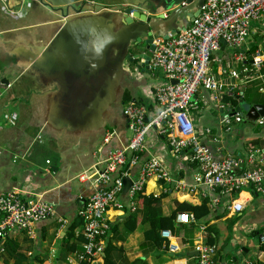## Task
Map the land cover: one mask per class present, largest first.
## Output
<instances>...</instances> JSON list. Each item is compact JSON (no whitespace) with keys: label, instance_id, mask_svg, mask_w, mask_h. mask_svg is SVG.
<instances>
[{"label":"crops","instance_id":"crops-1","mask_svg":"<svg viewBox=\"0 0 264 264\" xmlns=\"http://www.w3.org/2000/svg\"><path fill=\"white\" fill-rule=\"evenodd\" d=\"M167 1L85 0L81 13L70 10L65 16L57 7H49L39 0H0V194L16 190L24 197L42 199L56 210L55 217L35 222L31 232L12 231L4 240L5 246L25 253L30 259L25 261L44 258L43 264H79L83 225L73 231L71 226L79 219V210L94 186L91 181H79L76 176L99 165L111 149L127 144L132 138L123 113L126 96L146 104L149 118L156 111L153 91L167 81L162 72L153 74L143 66L135 70L134 64H143V58L130 61L125 56L117 87L114 90L111 87L107 97L104 96L107 78L100 75L96 82L94 73L99 64H92L96 61L99 41L105 37L120 38V33L123 36L126 25L122 8L130 2L139 4L148 14L154 13L157 17L162 14L167 18L161 30L182 26L180 19L177 23L170 20L173 9H166ZM130 49L132 54L139 52ZM226 50L229 49L224 42L216 56ZM105 66L111 64H102L101 71L103 68L106 71ZM202 95L209 96L202 89L195 96L200 99ZM78 98L83 102H97L99 111L89 114L97 117L96 126L80 128L71 124L69 115L78 107L71 112L72 101ZM203 109L194 113V122L214 151L220 147L223 153L240 154L250 143L264 144V135L249 127L253 121L243 118L232 132L225 133L220 118L231 110L218 109L221 115L212 118ZM206 127L212 128V135L202 132ZM108 132L114 134L104 144ZM219 134L224 135L218 141L213 140ZM146 142V149L132 173H137L146 160L158 156L174 180L167 183L156 177L149 178L144 194L162 196L157 210L165 217L177 211L191 213L188 209L181 210L179 204L199 205L206 191L187 192L176 186L179 179L193 182L198 170V164L191 160L190 149L171 151L166 135L156 128L149 131ZM236 198L245 203L242 212L226 209L223 204L229 200L227 196H222L220 206L209 204L210 213L201 219L195 217L190 223L178 221L177 212L170 229L174 234L172 241L180 250L172 252L146 239L151 224L145 219L148 214L143 212V198L138 197L137 208L132 210L128 205L129 196L121 194L124 208L108 211L113 230L107 241L123 249L118 257L120 262L143 258L148 264H198L196 241L199 237L203 240L211 237L217 247L214 264L247 261L264 264V242L260 238L264 231V194L250 187L236 194ZM131 213L138 216L133 231L126 227ZM59 217L68 223L63 226ZM73 246L75 250L69 251ZM13 254L0 253V264H16Z\"/></svg>","mask_w":264,"mask_h":264},{"label":"built area","instance_id":"built-area-1","mask_svg":"<svg viewBox=\"0 0 264 264\" xmlns=\"http://www.w3.org/2000/svg\"><path fill=\"white\" fill-rule=\"evenodd\" d=\"M253 22L258 25L253 26ZM257 37L262 39L251 45L250 42ZM222 39L229 50L216 56V52L222 48ZM153 45L148 70L153 74L162 72L167 79L153 91L155 113L148 118L146 104L128 101L123 113L133 133L130 141L111 149L99 165L76 176L79 181H91L94 186V191L79 210L84 220V241L78 254L79 261L86 260L93 264L103 257L112 230L108 211L111 208L121 210L125 206L121 200L125 177L132 179L127 194L132 210H136L137 199L145 190L149 178L156 177L167 183L174 180L158 156L146 160L137 173H132L141 152L146 149L147 135L153 128L166 135L171 151L180 152L188 148L191 160L198 164L193 182L176 180L180 190L206 191L211 207L220 206L222 196H227L229 200L223 205L233 213L242 212L245 208V203L236 198V194L242 193L244 188L251 187L257 193L264 194V144L250 143L240 154L223 153L220 147L214 151L197 129L192 114V111L202 110L212 103L221 111L228 108L232 112L236 105L230 100L225 101L223 94L244 98L245 87L254 81L260 82L259 91L264 93V0H205L190 25L170 32L167 39L155 37ZM134 66L135 70L145 67L143 64ZM200 89L208 92L209 96L202 95L198 99L195 95ZM231 112L224 114L220 121L225 133L232 132L234 125L243 121V114ZM9 117L12 118V115ZM254 122L264 125V116L256 118ZM202 132L213 134L209 127ZM113 134L108 132L103 143H109ZM223 135L219 134L213 140L218 141ZM55 216L54 206L40 198L24 197L16 190L1 193L0 253L5 252L3 242L12 231L31 232L35 222ZM177 219L190 223L195 216L178 212ZM58 220L63 226L68 223L62 217ZM161 234L170 251L180 250V246L172 241L174 234L170 229H163ZM260 238L264 242V235H260ZM196 249L198 264H214V244H207L199 237ZM245 264L253 262L247 261Z\"/></svg>","mask_w":264,"mask_h":264},{"label":"water","instance_id":"water-1","mask_svg":"<svg viewBox=\"0 0 264 264\" xmlns=\"http://www.w3.org/2000/svg\"><path fill=\"white\" fill-rule=\"evenodd\" d=\"M49 7H57V9L62 13V15H68L70 10H74L77 13H81L83 7L85 6V0H39ZM205 0H168L164 3L166 9H173L170 20L177 23L180 19L182 26H174L171 28H163L161 30V25L167 21L162 14L157 17L154 13H146L139 4L129 3L122 8L124 12L123 22L126 25L124 29L123 36L117 37H105L103 41H99L98 48L96 51V61L92 64H99L98 69L95 71V76H106L107 82L103 85L104 96L107 97L109 89L112 87L114 90L117 87L116 82L118 79V74L121 69V65L126 59L133 61L138 58H143L144 68L148 69V62L154 49L153 41L157 35H160L164 39L168 38L167 30L172 29L174 32L185 28L190 25L195 17L199 14L200 8ZM156 7H153L154 9ZM161 20V22H160ZM158 25V28H156ZM85 29V28H84ZM162 31V32H161ZM262 38L259 37L257 40L260 41ZM224 39L221 40L223 44ZM131 47L139 51L136 54H132ZM127 51V52H126ZM83 56V53L81 54ZM80 56V57H81ZM78 59V56H77ZM79 60V59H78ZM102 64H111V66H105L100 69ZM175 83L176 80H173ZM97 87V85H96ZM106 102V100H105ZM78 106V107H76ZM76 107V108H75ZM75 108V110H74ZM100 108H97V102H83L81 99H75L72 101V109L69 115L71 124L80 128L94 127L97 123V117L89 115L90 113H97ZM240 112L243 114V118L246 121H254L260 116H264V102L263 103H253L250 104L248 108H243L237 106L231 113ZM132 184L131 177L124 178V186L122 190V195L128 194L130 186ZM198 255V251L195 252ZM93 264H104L103 258L97 259Z\"/></svg>","mask_w":264,"mask_h":264},{"label":"trees","instance_id":"trees-1","mask_svg":"<svg viewBox=\"0 0 264 264\" xmlns=\"http://www.w3.org/2000/svg\"><path fill=\"white\" fill-rule=\"evenodd\" d=\"M223 99L225 101L230 100L236 106H238V105L242 106L243 104L241 103V101L244 100L245 97L237 99L236 97H233L232 95H230L228 93H224ZM130 100H131V97L127 95L126 99H125V103H127ZM139 197L143 198V212L148 214L145 217V219H147L149 221V223L151 224L150 230L147 231V233H146V239L148 241H151L157 247H159V246L167 247L166 240L162 237L161 231L163 229H170V226H173V222L176 218L175 216H176L178 211L169 217H165V216H163V214L161 212H158V210H157V205L160 204V201H161V197H162L161 195H159V196H155L153 194L146 195V194H144V191H143L140 193ZM179 205H180L179 207L181 210H183V209L190 210L191 213H193L194 216L198 219H201L210 213L208 197H205L202 200L201 204H199V205L198 204H192L189 202L180 203ZM83 223H84V220L80 216L79 219L77 221H75L73 223V225L71 226V230L73 231L76 227L82 226ZM127 223H128V225L126 226L127 229L129 231H133L136 228V224L138 223L137 214L131 213L127 219ZM112 230H113V225H112ZM254 233L259 234V232H254ZM260 235H264V231ZM204 241L207 244H214L215 245V243H214L215 241L211 237L206 238ZM72 250H75V246L69 248V251H72ZM122 250L123 249L113 245L112 242L106 241V245H105V249H104V255H103L104 264H148L146 262V260L143 258H138V259H135L133 261H125V262L118 261V259H119L118 257L122 255ZM7 252H10L11 254L14 253L13 255L17 261L16 264H30V263L31 264H43L44 263V258H35V259H33L32 262H29L28 260H30V259L28 256H26L25 253L22 254L20 252H17V250L14 249V247L12 248V246H10V245L5 246V252H2L1 254L6 255ZM216 252H217V247H216ZM26 259H28V260L25 261ZM79 264H91V263L89 261H86V260H81V261H79Z\"/></svg>","mask_w":264,"mask_h":264},{"label":"rangeland","instance_id":"rangeland-1","mask_svg":"<svg viewBox=\"0 0 264 264\" xmlns=\"http://www.w3.org/2000/svg\"><path fill=\"white\" fill-rule=\"evenodd\" d=\"M252 25L253 26H257L258 23L253 22ZM257 38L255 39L256 41L254 40V41L250 42L251 45L257 44ZM259 85H260L259 81H254V82L248 84L245 87V99L241 101V103L243 104L242 105L243 108L244 107L248 108L250 106V104H253V103H256V102H258V103H263L264 102V93L259 91ZM203 110H206V113H209L212 118H217L218 116L221 115L220 114V110L216 109L214 103L211 104L210 109H203ZM196 112H198V111H192V114L194 115V113H196ZM249 127L255 133H261V134L264 135V125H259V124L255 123L253 121L252 123H249ZM244 189L248 190V189H250V187L249 188L247 187V188H244Z\"/></svg>","mask_w":264,"mask_h":264}]
</instances>
